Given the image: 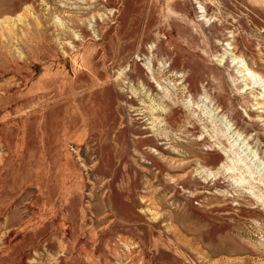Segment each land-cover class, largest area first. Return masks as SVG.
I'll use <instances>...</instances> for the list:
<instances>
[{"label": "rangeland", "instance_id": "374dc122", "mask_svg": "<svg viewBox=\"0 0 264 264\" xmlns=\"http://www.w3.org/2000/svg\"><path fill=\"white\" fill-rule=\"evenodd\" d=\"M240 64L264 0H0V264H264Z\"/></svg>", "mask_w": 264, "mask_h": 264}, {"label": "bare ground", "instance_id": "6f19581e", "mask_svg": "<svg viewBox=\"0 0 264 264\" xmlns=\"http://www.w3.org/2000/svg\"><path fill=\"white\" fill-rule=\"evenodd\" d=\"M202 9L203 10H201V13H204L205 12V10H204V8L202 7ZM204 15V14H203ZM229 47V46H228ZM240 60H241V58H240ZM236 62V61H235ZM239 68H240V70H241V73H243L244 72V77L246 76V78H247V80H249L250 82H251V84L253 85V86H261V85H263L264 84V77L262 78L261 76H260V74H258V73H256L255 71H253L251 68H249V67H247V65H244V66H242L241 64L238 66ZM240 72V71H239ZM240 73V74H241ZM245 86H247V85H245ZM249 86V85H248ZM247 86V89H250L251 87H248ZM244 92V91H243ZM258 97V96H257ZM264 98V90H263V92H261V94L259 95V97L257 98V100H260V99H263ZM257 103V102H256ZM259 106L261 105L259 102L257 103ZM233 126L231 125V124H229L228 125V128H227V132L228 133H230V134H232V133H234L233 132V128H232ZM232 140H233V142L236 144V145H238V146H240L245 152L246 151H250L251 152V154H253V155H255V156H257L258 157V153L256 152V151H253L252 150V148L248 145V144H246V141L245 140H243V138H242V134H234L233 135V138H232ZM249 152V153H250ZM225 153V152H224ZM226 154V153H225ZM249 155V157H250V154H248ZM253 158V157H252ZM259 158V157H258ZM255 160V159H254ZM262 161V160H261ZM252 162H253V160H252ZM255 164V163H254ZM257 164V163H256ZM261 165H263V168H264V162H261ZM257 166V165H256ZM256 168V167H255ZM257 170H259V167L258 168H256ZM261 170H263V169H261ZM261 170H259V172H261ZM230 172H233V170H229ZM264 173V172H263ZM237 183V182H236ZM241 183V182H240Z\"/></svg>", "mask_w": 264, "mask_h": 264}]
</instances>
